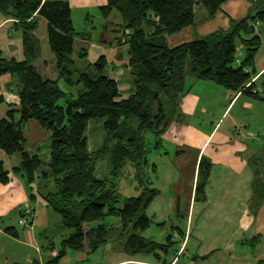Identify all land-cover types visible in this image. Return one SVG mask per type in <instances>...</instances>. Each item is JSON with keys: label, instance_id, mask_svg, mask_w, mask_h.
Segmentation results:
<instances>
[{"label": "trees", "instance_id": "1", "mask_svg": "<svg viewBox=\"0 0 264 264\" xmlns=\"http://www.w3.org/2000/svg\"><path fill=\"white\" fill-rule=\"evenodd\" d=\"M226 1L108 0L102 5L103 16L109 17L117 10L123 18L120 24L107 21L106 30L119 31V40H112L128 46L125 66L132 76L133 93L124 96L118 80L107 72L106 55L94 62L91 73L80 71L76 75L73 66L77 39L90 41L93 35L75 28L69 1L0 0V12L19 22L27 55L22 61L0 56V82L4 74L16 76L20 97L19 109H10L6 117L0 118V148L7 154L21 153L22 160L13 173L24 175L29 183L36 182L38 194L71 230L52 262L68 250L94 253L114 239L131 253L152 248L153 242L141 231L151 224L146 208L159 191L145 169L150 164L149 154L162 146V136L188 90L189 78L215 81L264 101V90L254 83L246 87L256 72V54L264 44V0H252L249 13L234 20L227 30L174 46L154 40L193 25L197 6L214 16ZM41 16L48 21L55 77L40 70L47 62L40 66L30 62L39 56L35 31ZM257 23L261 24L258 29ZM85 54L87 49L80 48L78 57ZM61 80L70 86L81 84L82 88L71 96L60 87ZM30 119H36L51 133L49 152L42 157L25 150L24 127ZM100 120L106 137L102 146L91 150L88 128ZM104 155L108 164L101 177L97 164ZM150 165L154 172L156 163ZM210 169L211 165L201 160L198 193L208 185ZM128 176L140 183L139 194L126 196L119 190L117 178ZM10 180V171L0 160V182ZM110 216H118L121 226L105 222ZM118 233L122 236L116 237ZM168 238L172 240L171 235ZM55 246L52 243L50 248L54 250Z\"/></svg>", "mask_w": 264, "mask_h": 264}, {"label": "crops", "instance_id": "2", "mask_svg": "<svg viewBox=\"0 0 264 264\" xmlns=\"http://www.w3.org/2000/svg\"><path fill=\"white\" fill-rule=\"evenodd\" d=\"M64 1H69L72 14L76 8L87 9L90 17V9H100L108 0ZM251 5L252 0H227L214 16L197 6L193 25L164 36L169 41L174 39L169 42V46H174L227 30L234 20L249 13ZM107 21L102 26L105 31ZM115 32H106L112 37L101 43L115 42L112 39L120 33ZM35 34L43 45L40 59L47 62L45 70L55 77L48 21L42 16ZM82 40L78 38L77 42ZM23 43L18 20L0 12V56L25 60ZM239 48L242 55L243 47ZM128 59L129 54L120 60L126 70ZM254 64L256 72L249 81L263 91L264 44ZM121 73L114 66L108 74L118 80L120 90L128 96L133 93V81L131 85L122 84L118 78ZM16 82L18 79L12 74L1 78L0 118L6 117L8 110L20 107ZM187 88L173 122L162 136V146L157 149V161L169 160L170 173L167 178L157 177L156 164L155 178L151 179L159 192L146 208L151 224L141 233L153 242L152 248L131 253L114 239L94 253L68 250L52 262L71 230L63 226L60 217L38 194L36 182L29 183L24 175L13 173L22 160L21 153L7 154L0 148V160L11 175L10 181L0 182V264H264V101L211 80L189 78ZM24 134L26 151L41 157L49 152L51 133L36 119L26 123ZM201 160L211 169L208 185L198 193ZM134 182L135 186L128 181L117 184L123 195L132 196L140 193V183ZM126 185L130 190H123ZM30 205L35 213L22 224L23 208ZM112 218L107 217L105 222ZM119 236L122 235L118 233L116 237ZM52 243L56 245L54 250L50 248Z\"/></svg>", "mask_w": 264, "mask_h": 264}, {"label": "rangeland", "instance_id": "3", "mask_svg": "<svg viewBox=\"0 0 264 264\" xmlns=\"http://www.w3.org/2000/svg\"><path fill=\"white\" fill-rule=\"evenodd\" d=\"M89 11H90V17L87 16V12H88L87 9L76 8V10L73 11V14H72L75 28L80 32L91 31L93 35V38L90 41L81 39L83 42L78 41L76 43V51L74 54V58L76 59V62H75V65L73 66V69L76 71V75L80 71H88L91 73L92 71H90V69L93 67L94 62L103 53L106 55L108 62H109L108 67H107V72L109 73L110 71H112V68L114 66L118 67V69L122 72L120 75H118L119 81L122 84L131 85L132 76L129 70L128 69L126 70V68L122 67L120 63L121 59L128 57V46L124 43H119L116 40L115 42H112V43H101L103 42L104 37L105 39L112 37V35H109L107 33L104 36L106 31L103 29L102 26L105 25V22L107 20L105 16L102 15L103 13L99 8L95 7L94 9H90ZM99 16H102V19H100ZM109 20L115 22L116 24H120L123 22V18L117 10H113L111 12V14L109 15ZM116 27L118 28L119 25H117ZM109 31L107 32L113 33V35L116 34V32L113 30L111 32ZM166 35H171V34H166ZM154 40L155 42L166 43L167 45H169V42L172 43L174 39L169 41V39L163 35ZM38 47H39L38 58L30 59V62L36 63V65L40 66L39 64L43 63L41 59L43 57L44 49H43L42 42L39 39H38ZM97 47H102V49H105V51L99 52L97 51L98 49ZM80 48L87 49V54H85L83 57H78ZM125 62L126 60L124 61V63ZM40 70L42 71L43 74L47 75V68L45 70V69H42V67H40ZM60 87L66 92H69L71 96H76L78 93V90L82 88V85L76 84L74 86H70V85H67L64 80H61ZM63 102H64V99H61L60 103H63ZM102 123H103V120H100L99 122H92L89 125L87 134H88L89 146L91 150L98 149L104 143L106 132L102 126ZM157 152H158L157 149H153L152 152L149 154L150 164H152V162H155V163L157 162L156 164H158L159 166V173H157V177L159 175L160 178H165V177L167 178L168 174L170 173L169 166H168L170 161L169 160L168 161L167 160L157 161L158 160L156 159ZM107 164H108L107 155H104L101 159L98 160L97 173L99 176L103 177L105 175L106 170H107ZM150 164L149 166H146L147 169H145V173L150 174L151 179L154 180L155 173L151 171L152 167ZM147 170L149 171V173L147 172ZM117 181H128V184L131 182L133 186H135V182L133 181L131 176L124 177V178H117ZM128 187L129 186L126 185L123 190H130V188ZM125 194L129 195L130 193L126 191ZM107 222L114 224L116 227L121 226V222L118 216H113V218L107 220ZM71 260H73V258H71Z\"/></svg>", "mask_w": 264, "mask_h": 264}, {"label": "built area", "instance_id": "4", "mask_svg": "<svg viewBox=\"0 0 264 264\" xmlns=\"http://www.w3.org/2000/svg\"><path fill=\"white\" fill-rule=\"evenodd\" d=\"M257 28L256 29H258V27L259 26H261V24L260 23H257ZM251 84V82H248L247 84H246V87H248L249 85ZM34 213H35V208L33 207V206H25V208H23V214H24V216L20 219V223H26L27 222V217H31L32 215H34Z\"/></svg>", "mask_w": 264, "mask_h": 264}, {"label": "water", "instance_id": "5", "mask_svg": "<svg viewBox=\"0 0 264 264\" xmlns=\"http://www.w3.org/2000/svg\"><path fill=\"white\" fill-rule=\"evenodd\" d=\"M262 31L264 32V24L262 25ZM38 263V262H37Z\"/></svg>", "mask_w": 264, "mask_h": 264}]
</instances>
